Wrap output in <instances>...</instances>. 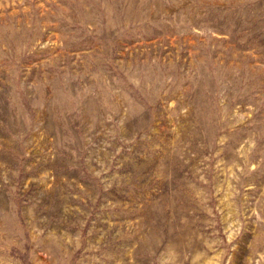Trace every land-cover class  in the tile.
<instances>
[{
	"label": "rangeland",
	"instance_id": "374dc122",
	"mask_svg": "<svg viewBox=\"0 0 264 264\" xmlns=\"http://www.w3.org/2000/svg\"><path fill=\"white\" fill-rule=\"evenodd\" d=\"M0 264H264V0H0Z\"/></svg>",
	"mask_w": 264,
	"mask_h": 264
}]
</instances>
